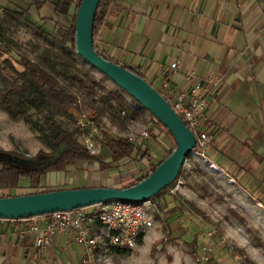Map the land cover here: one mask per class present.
I'll use <instances>...</instances> for the list:
<instances>
[{
	"label": "crops",
	"instance_id": "crops-1",
	"mask_svg": "<svg viewBox=\"0 0 264 264\" xmlns=\"http://www.w3.org/2000/svg\"><path fill=\"white\" fill-rule=\"evenodd\" d=\"M96 44L114 63L138 70L161 94L186 90L185 75L191 71L197 78L217 79L219 87L199 125L213 135L211 148L203 155L192 153L242 188L254 186L253 180L263 185L264 1L114 0ZM173 63L178 64L175 72L170 69ZM138 148L131 157L138 162L121 161L101 184L70 176L76 174L74 166L67 170L70 174L42 178L44 192L121 188L119 178L150 159L147 147ZM129 161V167H121ZM90 164L99 170L97 163ZM22 227L20 222L0 220V264H82L70 236L35 249L33 237H20Z\"/></svg>",
	"mask_w": 264,
	"mask_h": 264
},
{
	"label": "rangeland",
	"instance_id": "rangeland-1",
	"mask_svg": "<svg viewBox=\"0 0 264 264\" xmlns=\"http://www.w3.org/2000/svg\"><path fill=\"white\" fill-rule=\"evenodd\" d=\"M37 1L42 3L39 10L32 6L33 0H0V34L14 44L7 48L8 53L3 59H10L19 71L22 70L21 59L38 62L43 48L70 55L68 50L63 51L34 27L49 34L56 31L57 25L69 26L73 7L79 0L70 1L69 16L54 12L58 0ZM3 9L8 13L5 14ZM12 12H25L26 21L15 18ZM70 56L79 68L87 70L106 90L116 92L126 102L125 106H120L108 96L102 101L100 98L104 93L96 87L92 88L91 95L88 90L75 89L82 102L81 112L90 120L94 118L92 107L103 111V117L97 123L101 130V138L96 140L98 146H101L102 136L106 135L112 139H129L136 146L149 149L148 162L141 166L135 164L136 169L119 178L121 188L134 184L138 178L149 174L154 162L172 149L173 140L164 127L154 123L146 110L110 80L77 55ZM28 113L34 120L42 122V116L34 110L29 109ZM55 122L72 134L77 142L76 149H83V133L72 119L60 116ZM152 128L159 134H153ZM0 152L12 158L32 159L48 155L51 149L22 121L13 122L0 111ZM193 153L186 158L178 181L152 198L155 204L153 227L146 232L142 245L131 250L103 249L95 256L93 264H264V183L259 185L258 180H253L255 185L247 186L246 190L217 169L213 170L211 162ZM128 165H131L130 161L122 162L121 167ZM98 169L90 163L84 167L78 164L73 171L76 174H67L101 184L108 172L101 171L99 166ZM40 182V186L32 188L29 181H25L8 194L22 196L44 192L47 186L44 181ZM253 190L259 194H253ZM203 248L206 252H202Z\"/></svg>",
	"mask_w": 264,
	"mask_h": 264
},
{
	"label": "trees",
	"instance_id": "trees-1",
	"mask_svg": "<svg viewBox=\"0 0 264 264\" xmlns=\"http://www.w3.org/2000/svg\"><path fill=\"white\" fill-rule=\"evenodd\" d=\"M70 1L58 0L54 5V12L69 16ZM80 1L73 7L72 21L69 26L57 25L56 31L49 34L40 27H34L38 33L47 36L63 51L68 50L70 55L75 56V16ZM113 1L100 0L92 31L95 53L109 62L113 61L102 53L96 43L101 26ZM32 6L34 9L39 10L42 3L33 0ZM3 11L5 14L8 13L7 9H3ZM12 16L26 21L25 12H12ZM0 42V111L5 113L13 122L22 121L31 131L36 132L38 137L51 149L48 155H39L32 159L12 158L0 152V192L3 193L0 198L14 197V195L5 193L20 188L22 182L29 181L30 187L36 188L40 180L48 174L67 172V170L78 164L97 163L101 171L109 172L116 170L121 161L137 155L139 148L129 139H112L103 135L99 155L91 156L84 148L76 149L77 142L73 139L72 134L55 122V118L60 116L68 117L75 122L73 113L80 112L82 107L80 96L75 92L77 88L88 90L89 95H91L92 88L96 87L104 93L100 98L102 101L108 96L112 100L118 101L120 106H125L126 102L116 92L106 90L92 74L83 68H79L74 58L53 48H43L38 56V62L21 59L19 64L22 70L19 71L10 59H3V56L8 53L7 48L14 45L13 42L6 39L2 34H0ZM120 66L146 81L138 70ZM150 86L152 85L150 84ZM155 90L162 96L158 89ZM166 101L168 102V100ZM107 105L110 107V104ZM29 109L42 116L41 123L33 119L32 115L28 113ZM92 109H94L93 120L100 123L103 111L99 108L92 107ZM152 120L154 123H158L153 117ZM174 148L173 141L172 149L150 167L149 174L138 178L134 184L126 187L146 179L171 154ZM144 156H147V154H144ZM179 176L173 184L178 181ZM258 204L261 203L258 202ZM138 245H142V239L139 240Z\"/></svg>",
	"mask_w": 264,
	"mask_h": 264
},
{
	"label": "built area",
	"instance_id": "built-area-1",
	"mask_svg": "<svg viewBox=\"0 0 264 264\" xmlns=\"http://www.w3.org/2000/svg\"><path fill=\"white\" fill-rule=\"evenodd\" d=\"M170 69L177 71L178 64H171ZM185 79L189 83L186 90L162 94V97L168 100L171 109L194 135V152L203 155L211 148L214 138L207 129L199 128V125L205 118L208 103L215 95L219 83L212 76L197 78L192 71L185 75ZM73 114L78 130L83 133V148L89 155L98 156L100 146L96 140L101 138L98 124L81 111ZM152 133L159 134V131L152 128ZM2 194L0 192V196ZM154 207L151 199L139 203L111 201L70 212L20 220L18 222L23 224L20 237H33L34 248L41 249L51 247L57 237L66 234L80 251L81 263L93 264L95 256L103 249L136 248L139 240L153 227ZM202 252H206V249L203 248Z\"/></svg>",
	"mask_w": 264,
	"mask_h": 264
},
{
	"label": "water",
	"instance_id": "water-1",
	"mask_svg": "<svg viewBox=\"0 0 264 264\" xmlns=\"http://www.w3.org/2000/svg\"><path fill=\"white\" fill-rule=\"evenodd\" d=\"M99 2L80 1L75 16L76 55L155 118L170 134L175 148L146 179L130 187L70 189L0 198V220L20 221L111 201L139 203L150 200L176 181L186 158L196 147L194 135L149 83L95 53L92 31Z\"/></svg>",
	"mask_w": 264,
	"mask_h": 264
},
{
	"label": "bare ground",
	"instance_id": "bare-ground-1",
	"mask_svg": "<svg viewBox=\"0 0 264 264\" xmlns=\"http://www.w3.org/2000/svg\"><path fill=\"white\" fill-rule=\"evenodd\" d=\"M212 169L215 170L214 167Z\"/></svg>",
	"mask_w": 264,
	"mask_h": 264
}]
</instances>
